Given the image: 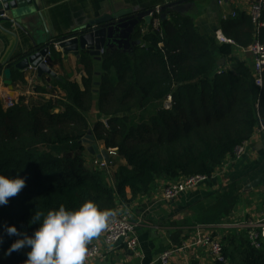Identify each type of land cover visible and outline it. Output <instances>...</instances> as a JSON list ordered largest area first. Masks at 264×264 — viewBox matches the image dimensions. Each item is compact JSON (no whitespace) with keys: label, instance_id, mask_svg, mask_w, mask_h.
<instances>
[{"label":"trees","instance_id":"16d2710c","mask_svg":"<svg viewBox=\"0 0 264 264\" xmlns=\"http://www.w3.org/2000/svg\"><path fill=\"white\" fill-rule=\"evenodd\" d=\"M167 12L159 17L160 32L151 23L137 26L131 36L137 43L130 49L104 51L99 74L83 54L80 84L50 77L51 89L36 86L49 92L48 98L34 102L20 96L8 108L0 100V171L25 178L19 193L0 205V264H23L27 258L22 249L5 255L16 239L4 232L5 224L30 235L38 226L29 223L36 210L60 204L72 209L85 199L115 210L147 196L157 180L211 176L264 126V88L248 70L216 72L214 36L200 34L189 17ZM261 21L256 29L241 12L219 26L234 45L247 47L255 39L264 43V10ZM94 105L99 118L90 124ZM88 130L124 161L113 173V185L105 171L84 163L81 139ZM224 230L219 235L227 262L213 264H264V241L257 249L243 231Z\"/></svg>","mask_w":264,"mask_h":264},{"label":"crops","instance_id":"0c3cea01","mask_svg":"<svg viewBox=\"0 0 264 264\" xmlns=\"http://www.w3.org/2000/svg\"><path fill=\"white\" fill-rule=\"evenodd\" d=\"M56 1L76 3L84 0ZM168 1L171 4L166 5L167 9H164L163 13L172 11L188 16L200 34L214 36L217 45L215 69L238 71L243 67L246 68L245 70L253 71L251 56L248 53L243 52L237 45L219 42L215 36L216 30H221L219 25L222 20H234L241 12L248 13L251 0ZM148 25L141 21L138 26L147 28ZM132 41L134 44L137 43V41ZM0 44L1 47H4L1 54L4 56L12 47L13 39L0 32ZM134 44L132 43V45ZM107 49L118 50L117 47ZM17 50L18 46L15 52ZM55 51L56 54L47 55L45 60L47 59L49 67L61 79H70L80 84L82 76L85 75L84 66L80 62L83 54L92 61L95 73H100L101 59L95 60L84 51L79 55L70 53L63 55L59 49ZM32 69L21 71L12 67L13 90L16 100L23 96L26 101L35 102L41 98L50 97L49 92L38 91L36 86L51 89L50 77L52 76L45 74L38 77ZM20 75L23 76V79L18 78ZM31 75H33V80L30 79ZM1 79L3 78L0 75ZM95 83L98 84V80ZM56 92L63 94L59 90ZM98 118L99 115L94 105L88 113V121L92 124ZM98 146L100 148V145ZM111 157L112 155H109V159ZM121 161H123L122 158ZM224 163L226 165L222 163L212 177H209L197 188L182 193L173 201H166L160 197L165 181L157 180L147 196L136 198L129 204H119L116 209L119 208L127 212L130 219L136 224L137 251L134 252L124 244H120L104 251L100 257L85 262V264H158L156 259L159 254L165 249L182 246L186 243L191 238L195 226H199L198 224L204 225V222H209L211 227L216 226L212 224L213 222L222 220L220 223L222 224L226 221L236 220L237 216L246 214L250 208L257 210L251 212V216L264 213V131L255 130L245 142V149L241 157L238 160L230 158ZM253 182L257 183L253 184ZM252 196H254L252 207L243 208L245 206L243 200ZM220 227L221 225L219 228L209 229V231L212 235L225 233L224 228ZM99 236L93 240L99 239ZM27 251L28 248H22L23 254L26 255ZM192 263L213 264L214 261L206 250L200 247H186L173 256L169 262V264Z\"/></svg>","mask_w":264,"mask_h":264},{"label":"water","instance_id":"95a60500","mask_svg":"<svg viewBox=\"0 0 264 264\" xmlns=\"http://www.w3.org/2000/svg\"><path fill=\"white\" fill-rule=\"evenodd\" d=\"M168 4V0H0V32L13 39L4 56L0 44V75L8 95L14 96L12 67L21 71L32 67L38 77L59 78L45 60L56 42L63 55L84 51L100 60L105 48L130 49L139 23L149 24L156 8L166 16L163 10ZM81 142L88 143L89 154L109 161L108 151L99 148L91 130Z\"/></svg>","mask_w":264,"mask_h":264},{"label":"built area","instance_id":"2783aa9c","mask_svg":"<svg viewBox=\"0 0 264 264\" xmlns=\"http://www.w3.org/2000/svg\"><path fill=\"white\" fill-rule=\"evenodd\" d=\"M263 10L264 0H251L249 2L248 14L250 15V18L256 29L263 25V22L261 21V14ZM160 13L161 12L158 8L150 13V23L152 27L159 32V17H161ZM141 27L145 29V27ZM215 36L221 43L234 44V41L224 36L221 30H216ZM51 48L58 50L59 48L57 42ZM240 49L251 56L255 85L259 88H264V43L255 39L250 45H248L247 47H240ZM49 53L47 55H49ZM28 68L32 69V67ZM222 70L223 69H216V72H220ZM30 79L33 80V75H31ZM0 100L3 108L11 107L16 102V98H14V96L10 97L8 95V90L3 84L2 79L0 80ZM170 100L171 96L167 95L166 99L164 100V106L166 108L169 107ZM256 130L264 131V126L262 124H259ZM244 149L245 142L242 145L238 146L235 149L233 155L225 159V161L230 158L238 160L243 154ZM107 151L109 155L115 154L114 149H107ZM224 162L223 165H226ZM92 163V168L104 171L105 169H108L110 160L104 161L102 158H96ZM213 174L211 176H206L204 174H194L183 176L173 181L165 182L162 187L160 197L166 201H173L177 199L182 193L197 188L209 177H212ZM114 211L116 215L111 220L108 228L100 234L99 239L92 240L88 244V253L85 262L100 257L104 251L114 248L115 246L120 244H124L127 248L134 252L137 251V236L135 233L136 224L130 219L129 215L124 210L118 208ZM198 225L199 226H195L194 230L192 231L191 238L186 241V243H184L182 246H174L163 250L156 259V262L158 264H169L170 259L180 253L182 249L186 247H200L206 250L212 261L226 263L227 258L222 251L223 245L220 240V233H215V235H212L211 231H209V229L213 230L214 227H216V229L219 228L220 225L221 229L236 228L240 231H243L249 241V244L254 248H260L261 242L264 241V213L256 216L245 217L243 219L236 218V220L234 219L232 221H226L222 224L211 227L210 225Z\"/></svg>","mask_w":264,"mask_h":264},{"label":"clouds","instance_id":"9594fccd","mask_svg":"<svg viewBox=\"0 0 264 264\" xmlns=\"http://www.w3.org/2000/svg\"><path fill=\"white\" fill-rule=\"evenodd\" d=\"M24 185V177L0 171V205L7 204ZM115 215L114 210L101 207L93 199H85L72 209L60 204L46 212L36 210L29 223L38 226L30 235L14 225L3 226L7 235L16 237L5 255L28 248L23 264H85L88 244L108 228Z\"/></svg>","mask_w":264,"mask_h":264},{"label":"rangeland","instance_id":"374dc122","mask_svg":"<svg viewBox=\"0 0 264 264\" xmlns=\"http://www.w3.org/2000/svg\"><path fill=\"white\" fill-rule=\"evenodd\" d=\"M167 9V7H165V10ZM166 12V11H165ZM165 14V13H164ZM181 16H184V15H182V14H180ZM165 17V16H164ZM188 17V16H187ZM190 18V17H189ZM191 19V18H190ZM54 49V48H53ZM55 50V49H54ZM242 69H246V68H243L242 67ZM240 70H241V68H240ZM247 70H249L248 72H249V74H250V76L252 77V80L254 81V75H253V71H251L250 69H247ZM70 80V79H69ZM255 84V83H254ZM90 118L92 119V116L90 115ZM90 119V120H91ZM83 143V142H82ZM98 145H100V148H104L103 147V145L100 143V142H96ZM84 145H85V147L88 145V143H83ZM83 156H84V163H85V165H86V167H90V166H92L93 165V161L97 158L96 156H94V155H91V154H89L88 152H87V150L86 151H84L83 152ZM110 162H112L111 163V165L109 164V167H108V169L106 170H104L105 171V177H106V180H107V182L108 183H110L111 185H113V173H114V171L116 170V167H117V165H119V164H124V162L123 161H121V157L118 155V154H112V157H111V159H110ZM253 197L254 196H252V197H249V198H247V199H244L243 201H244V204H245V206L243 207V208H247V207H252V205H253ZM238 204H239V202H238ZM254 211H257L255 208L254 209H252L251 210V208H250V210L246 213V214H240L239 216H237L238 218L237 219H243V218H245V217H251V212H254ZM222 221V220H221ZM221 221H217V222H221ZM193 229V228H192Z\"/></svg>","mask_w":264,"mask_h":264}]
</instances>
